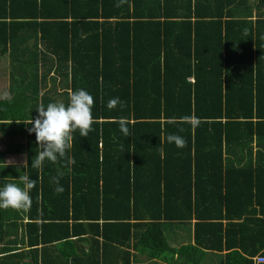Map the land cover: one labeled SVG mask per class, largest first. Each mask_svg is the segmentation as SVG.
<instances>
[{
	"label": "trees",
	"instance_id": "16d2710c",
	"mask_svg": "<svg viewBox=\"0 0 264 264\" xmlns=\"http://www.w3.org/2000/svg\"><path fill=\"white\" fill-rule=\"evenodd\" d=\"M118 3L0 0V55L20 76L9 78L12 96L0 97V122L20 121L13 125L27 156V166L0 165V188H23L27 174L36 180L32 220L102 219L113 231L102 233L104 243L133 241L149 258L190 264L194 256L199 264L208 250L225 247L232 248L226 264H252L251 256L264 254V0ZM79 89L93 96L96 122L88 137L73 133L67 155L75 164L31 167L39 146L28 122L37 107L67 106ZM112 98L123 107L109 109ZM170 134L186 146L169 142ZM70 174L84 186L80 205L66 186ZM199 180L214 184L206 203L210 191ZM192 219L194 242L171 245L166 229Z\"/></svg>",
	"mask_w": 264,
	"mask_h": 264
},
{
	"label": "crops",
	"instance_id": "0c3cea01",
	"mask_svg": "<svg viewBox=\"0 0 264 264\" xmlns=\"http://www.w3.org/2000/svg\"><path fill=\"white\" fill-rule=\"evenodd\" d=\"M4 56L7 71L0 70V97H6L5 94L10 92L7 82L11 74L8 70L7 55H0V65L4 63ZM189 79L193 81V78ZM14 123L19 124L20 121L0 122L3 125L8 124L0 127V153L3 154L0 165H26V139L23 134L21 136L16 133L19 128L13 125ZM23 126L21 129L25 130L27 127ZM209 160L205 157L206 162ZM199 165L201 166L200 162ZM13 179L15 178H11ZM66 184L72 200L80 205L83 200L80 189L84 188L82 180L70 174ZM197 185L207 193L210 191L202 202L210 201L214 184L208 180L204 185L203 181L199 180ZM222 191H225L224 188ZM47 197L49 203L51 198L49 195ZM33 222L39 226L35 228L34 225H29ZM102 222L103 220L99 219L97 222H92L95 225H89L86 219L80 217L66 220V218L50 219L48 216L32 220L29 211L0 209V264H123L124 250L130 253V264H171L159 258H149L134 247L133 241L127 247L116 243H104L102 233L113 234V231L110 232L107 226H102ZM170 226L168 231L171 245L179 246L194 242V219L188 224L179 223ZM231 250L232 248L225 247L221 250H208L201 257L199 264H219L221 261L226 264L225 256ZM243 254L247 255V253ZM258 255L264 256L262 253L255 256ZM255 256H251L252 264H255ZM176 257L175 254L174 258ZM189 263H196L194 256L189 258Z\"/></svg>",
	"mask_w": 264,
	"mask_h": 264
},
{
	"label": "clouds",
	"instance_id": "9594fccd",
	"mask_svg": "<svg viewBox=\"0 0 264 264\" xmlns=\"http://www.w3.org/2000/svg\"><path fill=\"white\" fill-rule=\"evenodd\" d=\"M123 2L124 0H120V3ZM120 3L117 6H120ZM118 105L123 107L119 98H112L108 101L107 106L109 109H114ZM93 106V96L86 90L79 89L70 93L67 106L64 103H49L46 108L43 105L37 107L38 116L28 122L32 124L28 131L30 134L35 133L36 143L39 146V152H36L31 167L40 169L45 160L52 163L65 160L66 166L74 165L75 159L67 155L73 147V133L79 130L80 136L88 137L89 133L94 131L92 125L96 121L92 115ZM184 120L193 126L199 123L194 117H185ZM118 123L123 135L130 136L127 119L120 118ZM167 140L174 142L177 147L186 146L184 138L177 135L170 134L167 136ZM60 175L62 176L63 173ZM20 179L23 182V188L8 183L0 189V209L11 208L25 212L30 210L32 204L30 191L35 188L36 180L31 179L27 174ZM52 183L57 185L55 189L57 193L63 192L64 189L59 183V178L53 177Z\"/></svg>",
	"mask_w": 264,
	"mask_h": 264
},
{
	"label": "rangeland",
	"instance_id": "374dc122",
	"mask_svg": "<svg viewBox=\"0 0 264 264\" xmlns=\"http://www.w3.org/2000/svg\"><path fill=\"white\" fill-rule=\"evenodd\" d=\"M0 70H3V71H7V65H6V57L4 56V63H2L1 65H0ZM12 78H15V79H18V78H20V76H19V74L18 73H12L11 75H10ZM9 79V78H8ZM7 83H9V82H7ZM11 90V89H10ZM10 93L11 94H13V90H11L9 93H6L5 94V96H12V95H10ZM2 97V96H1ZM166 233L168 234V228L166 229Z\"/></svg>",
	"mask_w": 264,
	"mask_h": 264
},
{
	"label": "built area",
	"instance_id": "2783aa9c",
	"mask_svg": "<svg viewBox=\"0 0 264 264\" xmlns=\"http://www.w3.org/2000/svg\"><path fill=\"white\" fill-rule=\"evenodd\" d=\"M255 264H264V256L258 255L254 257Z\"/></svg>",
	"mask_w": 264,
	"mask_h": 264
}]
</instances>
